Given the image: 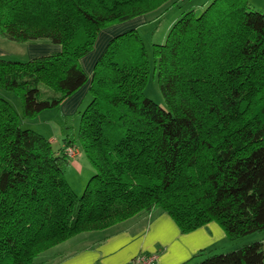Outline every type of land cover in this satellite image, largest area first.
Instances as JSON below:
<instances>
[{
	"label": "trees",
	"instance_id": "1",
	"mask_svg": "<svg viewBox=\"0 0 264 264\" xmlns=\"http://www.w3.org/2000/svg\"><path fill=\"white\" fill-rule=\"evenodd\" d=\"M170 1L0 0V37L62 47L1 59L0 90L20 98L24 119L60 107L88 82L81 60L104 29ZM153 57L166 107L145 95L153 68L136 28L98 58L66 148L79 144L95 171L81 196L65 177L66 153L23 128L0 96V264H36L79 234L157 209L184 234L211 222L231 242L264 233V13L249 0H212L184 13ZM199 264H264V241Z\"/></svg>",
	"mask_w": 264,
	"mask_h": 264
},
{
	"label": "crops",
	"instance_id": "2",
	"mask_svg": "<svg viewBox=\"0 0 264 264\" xmlns=\"http://www.w3.org/2000/svg\"><path fill=\"white\" fill-rule=\"evenodd\" d=\"M249 3L252 8L264 13V0H249ZM132 21L127 23H132ZM121 25L126 24H120L116 28ZM129 28H135L134 24H130ZM118 31L119 29L115 30V33ZM106 32L107 30H104L100 33L94 51L81 60L82 67L88 76V82L64 102L57 112H53V115L57 114V116H60L58 113L60 112L62 119L51 122L52 128L46 126L48 128V130L45 129L46 133L37 127L42 124L43 116L36 119H24L18 102L14 107L21 117V126L33 129L50 139L59 153L66 152L68 142L73 139L77 141V138L72 137L70 133L72 131L75 135L79 119H81L80 113L92 99L89 91L96 62L115 35V33H110L107 37L101 38ZM61 50L62 47L57 44L46 42L20 44L0 37V60L28 61L56 54ZM0 96L12 104L10 99L12 96L9 93L6 94L0 90ZM71 118L73 121H70ZM47 121L50 122V120ZM51 132L52 135H47ZM78 155L70 160L69 164L81 173L84 170L88 173L94 172L82 149ZM227 239L229 240L226 232L216 222L184 234L169 214L157 209L150 213H141L105 230L79 234L41 254L36 264H129L141 254L155 253L159 255L156 264H195L201 259L198 257L201 251H211Z\"/></svg>",
	"mask_w": 264,
	"mask_h": 264
},
{
	"label": "rangeland",
	"instance_id": "3",
	"mask_svg": "<svg viewBox=\"0 0 264 264\" xmlns=\"http://www.w3.org/2000/svg\"><path fill=\"white\" fill-rule=\"evenodd\" d=\"M211 2H212V0H171L164 7H162L161 9H159L155 12H152V13H149L147 15L135 18V19H133V21L130 20V21H132V23H127L128 22L127 21V22H124L126 25H124V26L121 25V27H119V28H116V27L120 26V24H123V23H120V24H117V25H114V26H111L109 28L104 29V30H107V32L105 33V35H102L101 38H103V36L107 37L110 33L111 34L115 33V30H118V29H119V31L115 33L113 38L119 34H122L126 31H129L131 29L136 28L139 31L141 38L143 39V42L145 44V48L148 52L150 62H151V66L153 68V73L151 74L149 83L145 89V95L148 98L155 101L157 104L161 105L162 107H166V105H165L164 97H163L161 89H160L158 77L156 74H154L155 63H154V57H153V46L155 44H162L165 42L166 37H167L172 25L184 13H186L190 10H195L197 12V14H201L204 11V9L206 8V6ZM130 24H134L135 28H129ZM99 40L101 43L102 41L100 38H99ZM94 49H95V47H94ZM94 49H93V51H94ZM43 90L47 91L48 89L46 87H43ZM3 92L7 94V92H5V91H3ZM9 94L12 96V98L10 97V99L12 100V106L15 107L16 103L18 102L20 109L22 110V102H21L20 98L13 93H9ZM89 104H90V102L84 106L83 111L87 108V106ZM59 108L60 107L55 108V109L46 110V111L42 112L39 116H43L42 117L43 122L41 125H38L37 127H39L40 129H43V131H45V133H46L45 129L48 130V128L46 126L52 125L51 122H53V121H56V122L60 121V119H62V114L60 112H58L60 114V116H57V114L53 115V112H55V111L57 112V109H59ZM71 119L72 120H70V121H73V118H71ZM47 120H50V122ZM80 121H81V119H79L78 128H77V130H75V135L71 131L70 134L72 137L73 136H75L76 138L78 137ZM52 126H50V127L52 128ZM47 135H52V132L50 134H47ZM78 145L79 144H77V146H76L77 147V156H79L78 154H80V151H81V148ZM65 153H67V151ZM76 157H72V158L68 157V160L69 161L73 160ZM63 170H64L65 177H66L69 185L72 187V189L75 191V193L79 196L83 195V193H84V191L88 185V182L90 181V179L93 177V175L95 173V171L92 173H88L86 170H84L83 173H81L78 169L74 168L73 165H71V164L65 165ZM262 241H264V233H256L253 235H249L247 237L240 239L237 242H231L230 240L227 239L225 242H220L219 246L217 248H214L211 251L209 250V252H210V256L219 255V254H227V253L235 251L236 249L243 247L245 245H249V244H252L255 242H262ZM210 256L207 255V256H204L203 258L201 257V259L199 261H197L195 264L201 263L202 261H204L205 259H207Z\"/></svg>",
	"mask_w": 264,
	"mask_h": 264
},
{
	"label": "built area",
	"instance_id": "4",
	"mask_svg": "<svg viewBox=\"0 0 264 264\" xmlns=\"http://www.w3.org/2000/svg\"><path fill=\"white\" fill-rule=\"evenodd\" d=\"M67 156L69 158L76 157L77 156V147L71 146L67 150ZM159 258L158 254H141L137 257H135L129 264H156L157 260Z\"/></svg>",
	"mask_w": 264,
	"mask_h": 264
}]
</instances>
